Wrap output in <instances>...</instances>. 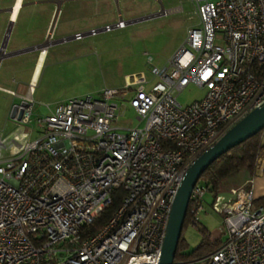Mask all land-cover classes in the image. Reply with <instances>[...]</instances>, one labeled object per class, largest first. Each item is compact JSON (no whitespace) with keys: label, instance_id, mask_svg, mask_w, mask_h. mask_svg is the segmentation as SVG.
Listing matches in <instances>:
<instances>
[{"label":"built area","instance_id":"built-area-1","mask_svg":"<svg viewBox=\"0 0 264 264\" xmlns=\"http://www.w3.org/2000/svg\"><path fill=\"white\" fill-rule=\"evenodd\" d=\"M193 1L198 24L162 67L152 65L150 77L133 73L120 87L48 105L36 138L21 131L0 138V264L158 263L188 167L264 104V0ZM190 84L206 92L183 105L177 94ZM26 100L22 124L34 105ZM127 108L138 123L124 128L117 121ZM118 188L121 203L110 219L81 238ZM206 192L197 181L189 201L195 223ZM253 200L246 185L212 196L222 219L219 246L173 264H264V208L252 210Z\"/></svg>","mask_w":264,"mask_h":264},{"label":"rangeland","instance_id":"rangeland-1","mask_svg":"<svg viewBox=\"0 0 264 264\" xmlns=\"http://www.w3.org/2000/svg\"><path fill=\"white\" fill-rule=\"evenodd\" d=\"M10 1L11 4L12 0ZM125 4L124 7L120 6L121 10L129 9L134 16L129 20L146 16L148 18L137 20L122 30L99 32L96 36H83L82 40L72 39L48 45L49 53L44 64V72L34 84L32 92L34 105L29 123H17L7 117L5 104H11L14 101L11 95L15 94L10 93L12 90L0 91V133L6 128V121L9 120L11 124L9 130L7 129L8 134L11 131L24 130L31 132V138H36L39 135V118L47 115L48 105L53 108L56 102L67 97L93 95L105 87H120L125 83L126 75L133 73L144 72L150 77L148 58L152 59V64L162 67L173 55V51L183 43L187 28L199 22L193 0H125ZM162 9L165 12L156 15ZM64 22L66 36L73 35L74 30L86 31L75 21L63 17L59 21L58 29ZM11 34L6 47L7 52L17 46L15 43L18 40L17 29L13 28ZM2 35L1 46L4 43ZM21 39L26 38L23 36ZM35 54L37 52L31 55ZM28 87L27 83L26 88ZM205 92L204 88L190 84L177 94V99L186 105L201 99ZM137 123L136 115L130 108H127L125 114L117 121V124L124 128L135 126ZM240 177L241 174L237 173L227 178L223 182V188L234 184ZM262 199L254 198L252 210L264 208V198ZM211 200L212 195L206 192L203 197L206 212L203 210L199 213V225L188 223L182 229V238L189 248H195L201 242L200 228H205L211 233L214 240H218L220 236L222 219L221 215L211 210Z\"/></svg>","mask_w":264,"mask_h":264},{"label":"crops","instance_id":"crops-1","mask_svg":"<svg viewBox=\"0 0 264 264\" xmlns=\"http://www.w3.org/2000/svg\"><path fill=\"white\" fill-rule=\"evenodd\" d=\"M10 2V0H0V14L2 16V19L0 20V35L3 34L2 39H4L8 28L11 27V33L13 32V28L17 29L18 40L15 42L17 46L16 48L11 49V52L45 43L47 38L49 42L51 37H53L52 39L58 38L57 40L51 39V41L62 43L59 42L60 39L71 37L75 33H85L91 29L101 28L107 24H114L119 19L128 22L125 27L118 28L122 30L137 20L148 18L146 16L129 20L130 17H134L132 11L129 9H125L123 11L120 7L121 5H123V7L126 5L125 0H12L11 4ZM19 4L20 8L17 12L16 19L12 20V13ZM61 17L75 21L84 31H86L80 32V30H74L73 35L66 36L64 34L66 30L65 22L62 27L58 29ZM118 29H113L109 32H113ZM11 33L9 32L8 37L6 38L7 41L10 40L9 37L12 35ZM96 35L98 34H95V36ZM23 36L26 39H21ZM4 47H2L1 52L4 50ZM177 48L173 51V53L177 50ZM33 52H37V54L39 53V56H37V54L31 55ZM48 53L49 48L44 51L36 49L34 51L5 57L0 62V91L5 92L12 90L15 92V95L10 94L14 97V101L11 104H5V110L7 111V117L17 123L19 121L16 118L11 117L12 109L15 105H19L23 101H26L29 97H32L33 91H31L30 88L33 84V79L38 80L42 76L45 61L48 58ZM151 61L152 59L149 60L150 68L154 65ZM27 83L29 86L28 88H26ZM14 87H16L17 90H15ZM74 97L81 96L76 95L64 98L63 100L56 102L53 106ZM6 122V128L0 133V138L10 137L15 132L19 131L28 132L24 130H16L11 131L8 134V127L11 123L9 120ZM39 131L40 129H38V132ZM239 174H241L240 179L234 184L224 187L220 194L229 196L230 189L240 187L242 185H250L254 193V198H259L264 195V153L258 161L253 178L250 179V176L246 171H241ZM204 211L206 212V210Z\"/></svg>","mask_w":264,"mask_h":264},{"label":"trees","instance_id":"trees-1","mask_svg":"<svg viewBox=\"0 0 264 264\" xmlns=\"http://www.w3.org/2000/svg\"><path fill=\"white\" fill-rule=\"evenodd\" d=\"M264 153V131L256 133L247 140L242 141L238 145L230 148L218 158H216L202 172L198 182L207 187V192L212 196H216L222 192L223 182L227 178L241 172L246 171L250 179L254 177L258 161ZM250 187V185H246ZM122 190L115 189L111 193V202L95 217L93 222L84 225L80 230L81 238H87L98 232L110 219L111 215L121 203ZM264 198V196L257 199ZM189 206L184 218L183 227L191 223L198 226L199 222L195 223L190 216ZM202 240L195 248H189L182 235L177 244L174 261L183 259H192L211 252L220 244L219 240H214L211 233L205 228H200Z\"/></svg>","mask_w":264,"mask_h":264},{"label":"water","instance_id":"water-1","mask_svg":"<svg viewBox=\"0 0 264 264\" xmlns=\"http://www.w3.org/2000/svg\"><path fill=\"white\" fill-rule=\"evenodd\" d=\"M70 39H73V36L60 39L59 42L67 41ZM3 41H5V38ZM56 42L51 40L48 42L47 39L45 43L39 45L26 47L12 52L6 51L4 53V56L0 57V60L2 61V59L5 57L34 51L36 49L47 50L49 44ZM2 47L3 43L1 49ZM27 105L28 103L26 101L20 103L19 106H21V109L19 115L15 117V107V109H13L11 113V117L16 118L17 120H21L23 108ZM263 129L264 104L246 114L242 119H240L230 129H228L212 147L202 152L191 163L173 199L166 226V233L162 243L160 257L157 264H173L177 244L182 233L183 222L188 209L191 192L202 172L221 154L234 147L235 145H238L242 141L247 140L248 138L252 137Z\"/></svg>","mask_w":264,"mask_h":264},{"label":"bare ground","instance_id":"bare-ground-1","mask_svg":"<svg viewBox=\"0 0 264 264\" xmlns=\"http://www.w3.org/2000/svg\"><path fill=\"white\" fill-rule=\"evenodd\" d=\"M19 8H20V4L14 9V12L12 13V17H13L12 20L16 19V15H17V12H18ZM11 26H12V24H11ZM9 32L11 33V27L8 29L7 35H6V37H5V41H4V43H3V47H4V46L6 47V45H7V43H8V41L6 40V38L8 37ZM5 43H6V45H5ZM5 47H4V50H3V51L1 52V54H0V57H2V56L4 55V53H5ZM42 51H44V50H42ZM36 81H37V80L33 79V82H32L33 84H32V86H31V88H30L31 91L34 90V84L36 83Z\"/></svg>","mask_w":264,"mask_h":264},{"label":"flooded vegetation","instance_id":"flooded-vegetation-1","mask_svg":"<svg viewBox=\"0 0 264 264\" xmlns=\"http://www.w3.org/2000/svg\"><path fill=\"white\" fill-rule=\"evenodd\" d=\"M51 40V39H50Z\"/></svg>","mask_w":264,"mask_h":264}]
</instances>
